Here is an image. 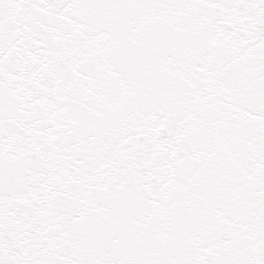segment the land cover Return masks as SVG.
<instances>
[{
  "label": "snow or ice",
  "instance_id": "1",
  "mask_svg": "<svg viewBox=\"0 0 264 264\" xmlns=\"http://www.w3.org/2000/svg\"><path fill=\"white\" fill-rule=\"evenodd\" d=\"M0 264H264V0H0Z\"/></svg>",
  "mask_w": 264,
  "mask_h": 264
}]
</instances>
